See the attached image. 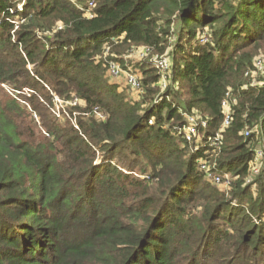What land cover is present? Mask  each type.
Wrapping results in <instances>:
<instances>
[{
  "label": "trees",
  "instance_id": "obj_1",
  "mask_svg": "<svg viewBox=\"0 0 264 264\" xmlns=\"http://www.w3.org/2000/svg\"><path fill=\"white\" fill-rule=\"evenodd\" d=\"M132 46L171 64L163 91L144 70L146 103L107 78ZM260 52L264 0H0V84L31 90V112L0 98V264H264ZM55 96L84 101L76 124ZM186 114L206 121L191 142Z\"/></svg>",
  "mask_w": 264,
  "mask_h": 264
},
{
  "label": "rangeland",
  "instance_id": "obj_2",
  "mask_svg": "<svg viewBox=\"0 0 264 264\" xmlns=\"http://www.w3.org/2000/svg\"><path fill=\"white\" fill-rule=\"evenodd\" d=\"M139 48H140V46L139 47L138 46H132V47H128V48H123V53H121V54H114L113 57L115 59H112V60L117 61V62H120V64H121L122 67L132 66L133 69L136 70L140 74V76L142 78V75H143V77H145L144 70H146L147 67H150V66L151 67H154V68L156 67V63L154 62V59L156 58V56H158V55L160 56V54H158L157 52H153L152 54L146 56L145 58H140L139 59L138 58V54H139L138 49ZM258 56H263L264 57V53L263 52H260V54ZM258 56H256L255 59ZM112 60H110V61H112ZM156 69H158V68L156 67ZM107 76H108L107 78L109 80H111L112 82H117L118 84H120L121 85V88L128 87L127 90H128V94H129L128 96H129V98L138 100L140 102L143 101V102L146 103L147 100H145V101L143 100L144 99V96L146 97V95H144L145 94L144 93L145 90H144L143 93L133 91L127 85V82H126L127 80H126V77L125 76L111 77L109 71L107 72ZM161 82L162 81L160 80L159 83H158V86L160 87L161 91H163L166 88V86H161ZM166 84H167V80H166ZM30 92H31V90H29L28 88H24L22 90H16V89L12 88L11 86H9L8 84H0V98L2 100H6L10 96L11 97H15V98H17L21 102L22 105L28 107L29 112H31V109L29 108L28 102L25 101L23 98H24L25 95L26 96H30V94H29ZM231 97L233 98V96H231ZM235 101L236 100L233 99V102H235ZM53 102H54V105H53V108H52V113H53V115L56 118L59 119V123L60 124H65V120L67 118H70L71 119V122L74 123V124H76V118H77V116H78L79 113L78 112H74L73 115H72V117H71L70 116V113H69V108H70V106L72 104L75 105L77 102L80 105H84V101H82V100H77L76 101L75 100V102H72V101L70 102V101L63 100V99H61L58 96H55L53 98ZM199 116L200 115L198 114V117L197 118L200 119ZM32 117H33V121L30 120V118L27 119L28 126L33 131H35L37 133L39 131H41L43 134H46V130H44L42 128V126H41V118L38 116L37 113H35V111L32 112ZM98 117L99 118H105V115L102 114V113H98ZM38 136H40V135H38ZM194 137L195 136H193L190 140H188V139L187 140L189 142H191L192 140L195 139ZM256 150L257 151L264 150L262 143L258 144ZM98 160H100V159H98ZM256 162H258V161H256ZM258 163H261V162H258ZM208 165L210 167H212V165H210V164H208ZM208 165L206 164L202 168L203 169H206L208 167ZM259 170H260V168H259ZM258 174H259V171L258 172L257 171H253V172L251 171V177L248 178L247 183L251 184L253 186V188H256L257 187L256 184H253V178H254L253 175L257 176ZM214 175H215L214 172L209 173L207 175V178H208L209 182H211L214 185H216L222 191H227V192L231 188V182L236 181V180L239 179L238 176L231 177L229 175L230 176V181L228 182V186H223L222 184L215 183L214 178H213Z\"/></svg>",
  "mask_w": 264,
  "mask_h": 264
},
{
  "label": "built area",
  "instance_id": "obj_3",
  "mask_svg": "<svg viewBox=\"0 0 264 264\" xmlns=\"http://www.w3.org/2000/svg\"><path fill=\"white\" fill-rule=\"evenodd\" d=\"M94 6V2L90 1L89 2V7L92 8ZM92 16V15H91ZM139 54L138 58H145L146 56L150 55L153 53L151 47L148 46H143L138 49ZM154 62L156 63V67L159 70L160 76H161V86H166V77H167V72L171 67L169 57L167 55H158L154 59ZM108 71L110 72L111 77H120V76H125L126 77V82L127 85L135 92H141L143 93V87H142V78L140 74L133 69L132 66H125L122 67L120 62L117 61H110L109 62V68ZM246 75H251L253 78V84L260 82V84H264V57L263 56H258L255 59L254 63V69L253 70H248L246 72ZM261 76L262 80H257V78ZM236 102V101H235ZM223 107L225 111V120H224V125H229L231 121V107L228 99L223 101ZM187 120L188 124L184 125L182 128L183 134L186 136L188 140H190L193 136L194 138L198 137V125L201 123L202 126H206V121L202 120L200 123L197 122L198 116L197 115H188ZM151 122V121H150ZM245 135L249 136L251 133V130L248 128L245 130ZM197 135V136H196ZM222 135L217 134L214 138H211V142L215 146H219L222 142ZM262 157H264V152L263 150L257 151V156L254 161L250 163V171H259V166L261 162ZM258 161V162H256ZM204 166V165H203ZM215 179V182L217 184H222L223 186H228V182L230 181V176L229 174H224V175H214L213 177Z\"/></svg>",
  "mask_w": 264,
  "mask_h": 264
}]
</instances>
